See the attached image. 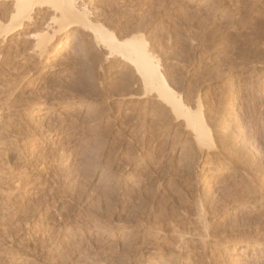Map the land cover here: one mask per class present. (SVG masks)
<instances>
[{
    "label": "rangeland",
    "instance_id": "rangeland-1",
    "mask_svg": "<svg viewBox=\"0 0 264 264\" xmlns=\"http://www.w3.org/2000/svg\"><path fill=\"white\" fill-rule=\"evenodd\" d=\"M90 6L92 22H102L121 39L141 34L148 41L172 89L193 109L197 99L203 101L217 146L231 150L226 157L199 160L194 140L164 102L125 101L134 70L106 58L107 50L88 29L54 35L47 58L30 59L28 52L54 17L50 6L37 8L45 19L29 33L39 37L24 32L2 44L5 54L13 51L2 60L15 64L0 76V113L11 108V114H0V127L15 126L17 134L4 137L17 136L16 153L23 157L14 174L0 172V264H178L168 252L166 261L161 254L154 261L144 250L140 254L144 219H180L182 208L194 213L191 202L202 196L210 207L208 198L213 201L223 185L243 174L242 162L264 172V0H93ZM25 56L33 62L24 71ZM14 65L21 71L17 77ZM250 204L217 209L208 221L216 230L221 221H235L236 211L264 217L263 201ZM228 221L222 242H211L204 262L264 264V244L251 245Z\"/></svg>",
    "mask_w": 264,
    "mask_h": 264
},
{
    "label": "bare ground",
    "instance_id": "bare-ground-1",
    "mask_svg": "<svg viewBox=\"0 0 264 264\" xmlns=\"http://www.w3.org/2000/svg\"><path fill=\"white\" fill-rule=\"evenodd\" d=\"M87 1H89V2H86L85 0H0V76H2L3 79H4V76L2 74L4 73L5 69L7 67L9 69V67H10L9 65L15 64L14 62L13 63L10 62L11 63L10 64L9 61L7 62V60L6 61H3L5 59L4 56H3L4 58L2 57L3 58V60H2L1 55L2 54L4 55L5 52H6V49H7V48L6 49H3L4 48L3 45L5 43H8L9 41H11L15 35H19V34H22L24 32L25 33L28 32L27 34L29 35V37L31 39L33 37L38 38L39 36L38 37H36V35L33 36V34L31 35V33L34 30L33 28H35V26H37V24H40V21L41 20L45 19V14H42L40 16L39 13L41 12V10H39L40 11L39 12V11H37L38 10L37 8L40 9L41 7L50 6L51 9H53L54 17H52V19H50L51 20L50 22L45 23V27H46L47 30L44 33H41L42 34L41 37L38 38V40L36 41V43L34 42L35 44L33 45V47L31 49L29 48L30 49V52H28V54H30V56H31L30 59L33 60V57H37L40 60L43 59V58L44 59L47 58L46 56L50 53L51 48H52V41L54 39V37H53L54 35H56L58 33H61V32H64V31L72 30L74 28L75 29L76 28H82L84 30L88 29L94 35V38H95V41L97 42V44L99 46L102 45L107 50V57L106 58H108V59L109 58H111V59H113V58L114 59H119L121 62L125 63L126 65H128V67H130V68H132L134 70L136 77L135 78L132 77V79L134 78L135 81L133 80V82L135 84H138L139 86L136 87V88L135 87L132 88V86H135V85L131 84V83H133V82H131L132 80L131 81H128L129 79L128 80L126 79V81H128V83H127L128 86H129V84L131 86H129V89L127 88V90H128L129 93L124 97L125 101L138 100V101L142 102V101L148 100L150 98H155L156 101L164 102L165 105H167L166 107L170 111L172 117H174V119L176 121H178V122H180V121L183 122V124H184L183 126L185 127L184 129H186L187 132H189L190 136L194 140L195 144L194 143L193 144L196 146V149H195L196 152L193 153V154L194 155L196 154L198 156V159L199 160H200L201 157H206L207 159H211V158H214V157L216 158L217 155L218 156L221 155V156H225L226 157V155H224V154H225L226 151L228 152L229 149L226 150L227 148H225L223 150L222 149V145H221V148H219L217 146V144L215 142V139H214V134H213L212 128L210 127V124L206 121V119L204 117L205 113L203 112V101L199 98V99H197L195 101L196 102L195 103V105H196L195 108L193 109L192 107H190V103L191 102L188 100V98H185V97H182L181 95H178L172 89V87L170 86L171 85L170 84V81H168L167 75H165V73L163 72V69H162V66H161V63H160V60H159L160 58H158L159 56L157 57L155 55L156 54L155 51H154L155 52L154 53L153 50H151L152 47L150 48V46H149L150 44L148 43V41H146V39H144V37L141 34H140L141 36L136 34V35H133V36L130 35L131 37H127V38H122L121 39V38L118 37L119 35H116L115 32L111 31L109 28H107L106 26H104L103 24H101L102 22L101 23H98V22L97 23H94L95 21L92 22L91 19H90L91 18L90 16L92 14L91 13L92 11H91V6L90 5H91V3H92L93 0H87ZM113 2H114V0H113ZM130 7H131V5H130ZM130 9H132V8H130ZM55 12H57L58 14L56 15ZM38 16H40L41 18L38 19ZM94 16H95V14H94ZM43 24H44V22H43ZM55 26L57 27V29L55 28ZM53 28H55L56 30H54ZM31 30H32V32L29 33ZM49 30H54V31H52L54 33L51 34V31H49ZM23 45H25V44H23ZM60 48L61 47H60V42H59L58 45H56V47H55V52L56 53L59 52V50H61ZM9 50L11 51L12 49H9ZM95 50H97V49H95ZM27 51H29V50H27ZM12 52H9L8 54L6 53L5 56L8 55V57H9L10 55H13ZM23 54L25 55L26 53H23ZM23 54L21 56H23ZM16 55H17V53H16ZM24 58L25 59H24L23 67L25 66V68H26V69H24V71H25V70H27V68H29L30 62L32 60H30V59H29L30 61H28V59L26 60V56ZM12 59H14V58H12ZM34 60H35V58H34ZM16 62H17V60H16ZM16 65H18V63ZM11 68H12V66H11ZM15 68H16V66L13 68L14 69L13 75H16V77H17V75H20V72L21 71L19 72V68H16V70H15ZM20 68H21V66H20ZM22 72H23V69H22ZM6 74H8V72ZM30 74H31V72H30ZM131 75H132V73H131ZM25 76H26V74H25ZM0 80H1V77H0ZM21 82H23V80ZM15 83H16V81H15ZM70 83H71V85L77 84L76 81H74V82L72 81ZM70 83L68 82L69 85H70ZM121 83L123 84V82H121ZM20 84H22V83H20ZM88 85H89V83H88ZM27 89L28 88L24 87L21 90V92H24V91L26 92ZM6 94H7V92L5 93V95ZM1 96H4V94L1 95ZM12 98H14V97H12ZM4 104H6V103L4 102ZM4 104H2V105H4ZM10 105L12 106V104H10ZM36 105L38 106L39 104L36 103ZM17 107H19V106H17ZM1 108H3V107H1ZM235 108H237V101H236V99L234 100L231 109L232 110H235ZM7 109L11 112V108L10 107L7 108ZM12 109H13V107H12ZM164 109H166V108H164ZM3 112H4V115L2 114ZM3 112L0 113V114H2L3 116H7V115H5V113L7 112L6 109ZM8 112L6 114H8V115L11 114L10 112L9 113ZM234 112L237 113V114H239L238 111H234ZM14 113H16V112H14ZM8 117H10V116H8ZM8 117H7V119H8ZM0 118H1V115H0ZM2 119H3V117L1 118V120ZM7 119H5V120H7ZM5 120H3V121H5ZM6 122H9V121L7 120ZM2 123L3 122L1 121L0 124H2ZM11 126H13V125H10V126L5 127V128L4 127H0V131H1L2 128H4V135H2L3 132H2V134H0V172H3L2 174H5L7 172H10V174H11L14 171H16V169H15V167H16V161L19 160V163H20V161H22L21 159L23 157L21 154H17L16 153V151H19L18 150V147H17L18 144L16 142H14L15 141V138L17 136L14 137V140L12 139L14 143L13 142L11 143L12 140H11L10 137H9L10 138L9 141L7 140L8 139L7 136H13V134L15 133V131H14V133H12L13 132V129L12 128L13 127L15 128V126H13V127H11ZM17 131H20V130H17ZM58 131H60V130L58 129ZM11 133H12V135H10ZM16 134H17V132L15 133V135ZM19 134H18V137H19ZM24 134H26V133H24ZM83 134H85V133H83ZM5 135H7L6 138L4 137ZM26 137H28V136H26ZM16 140H17V138H16ZM24 140H26V139H24ZM15 143H16L17 146L15 145ZM225 143H226V140H225ZM223 147H226V144ZM45 148H46V146H45ZM230 150H231V148H230ZM38 158H39V156H38ZM43 159H41V160H43ZM24 160H25V158H24ZM3 161H4V163H3ZM5 161H6V163H5ZM33 163H31V164H33ZM89 163H90V161H89ZM242 163L243 164H242V166H240V168L242 167L241 170H242V173L243 174L240 176L239 179H235V180L231 181L230 183H226V185H223V188L221 190L222 192H220L217 197L213 198L215 201L214 200L212 201L210 198H208V200L206 201V204L209 205V203H211V206L210 207H207V205H205V202H203V201L206 198L204 197L203 199H201L203 197L202 196L201 198L199 197L196 200L193 199V201L191 202L193 204V206L195 207V209H193V211H194V213H192L193 215L190 214L189 213L190 211H187L186 210L187 207H185V208H182L183 210L184 209L185 210L183 211L184 212L183 213V217L180 218V219H179V217H181V216H179L178 219L172 218V216H171L172 220H170V217L168 218V215L166 217V214H165V216H162V217L159 216L157 218H152V217L148 218V216H147L148 219L147 218H146L147 220L144 219L143 228L141 227L142 222H141V225H140V228H142V230L144 231V235H143L142 239L145 237L144 240H142V242H144V244H143L144 247H143V249L140 250L141 251L140 254L141 253L143 254L142 250H144V253H147L148 254V255H145V257H147L148 260H153V261L158 259V256H156V255L161 254L162 256L159 259H164V258L166 259V256L169 255V258L177 260L178 262H176V263H178V264H187V263L188 264H195L196 262H198L199 264H209V261H205L206 263L204 262V254H205V252H207V250H209V247H210L211 242H213V241H215L216 243L222 242V240H223L222 239V234H223L222 231L225 229V226H228L229 223H227L228 220L227 221H223V222L221 221V223L218 222L219 224L217 225V229L215 230V226L211 225L212 222L210 223L208 221L207 216H210L211 213H214V211H216L217 209H220L222 207L225 208V207H228L229 205L230 206H232V205L234 206V205L242 204L244 206L246 204L260 202V201H263L264 202V172L261 171L262 174H259V173H257L252 168L253 165L250 167L249 166L250 164H247L248 162L247 163L246 162H242ZM256 164H257V162H256ZM36 167H37V165H36ZM19 186H18V188H19ZM15 188H17V187H15ZM112 197H115V196H112ZM112 197L109 196V198H112ZM116 199H114V200H116ZM123 199H124V197H123ZM146 202H148V201H146ZM116 203L118 204L119 203V200ZM242 205H240V206H242ZM114 207H112V208H114ZM152 207H153V205H152ZM164 208H165V211H166V206ZM109 209H111V208H109ZM141 209H142V207H141ZM130 210H133V209L130 208ZM114 211H116V210H114ZM135 211H136V209H135ZM139 211H140V209H139ZM165 211L164 212H161V213H163V214L166 213V212L168 213V210L166 212ZM111 212H113V211H111ZM108 213H110V212H108ZM141 213L144 214V212H141ZM132 214H134V213H132ZM149 214H151V213H149ZM172 214L174 216V213L173 212H172ZM172 214H170V215H172ZM240 214L239 213L237 214V211H236V217L234 216L235 217V221H234V219L233 220L232 219L230 220L231 222H235L234 225L232 224V226H231L232 227V230L231 231L232 232H238L239 231L244 237L246 236L245 238L247 239V242H249V243L251 242V245L264 244V219H263L264 217H260V218H262V219H260V218H256L255 215L253 217V216H245L243 213H242L243 215H240ZM110 215H112V213ZM134 215L136 216V214H134ZM104 216H106V215H104ZM151 216H152V214H151ZM175 216L177 218L178 215H175ZM230 221H228V222H230ZM214 224H215V222H214ZM140 228H139V230H140ZM139 233H137L138 234L137 236L140 235ZM134 235H136V234H134ZM132 239L134 240V237H132ZM142 242H141V244H142ZM224 242H226V241H224ZM139 246H141V245H139ZM198 246L200 248H198ZM129 248H131V247L129 246ZM135 248H137V247H135ZM127 250H128V248H127ZM165 252H168L169 254L168 253H165ZM110 258H112V257H110ZM119 258H121V257H119ZM101 260L103 261V259H101ZM123 261H124V259H123ZM216 262H214V263H216ZM157 263L160 264L159 261H157ZM214 263L212 262L210 264H214Z\"/></svg>",
    "mask_w": 264,
    "mask_h": 264
}]
</instances>
